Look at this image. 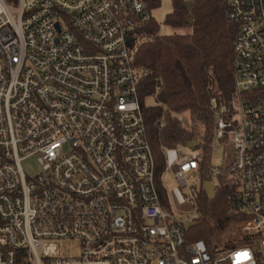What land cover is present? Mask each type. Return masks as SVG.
<instances>
[{"label":"built area","instance_id":"obj_1","mask_svg":"<svg viewBox=\"0 0 264 264\" xmlns=\"http://www.w3.org/2000/svg\"><path fill=\"white\" fill-rule=\"evenodd\" d=\"M222 2L234 96L210 107L233 156L205 179L195 143L164 148L157 171L128 45L152 18L144 0H0V264H264V0ZM222 174L248 241L211 252L190 228L197 184Z\"/></svg>","mask_w":264,"mask_h":264},{"label":"trees","instance_id":"obj_2","mask_svg":"<svg viewBox=\"0 0 264 264\" xmlns=\"http://www.w3.org/2000/svg\"><path fill=\"white\" fill-rule=\"evenodd\" d=\"M144 2L148 12L160 4V0ZM171 4L165 20L170 33L160 35L151 18L128 36L138 98L157 171L164 165V148L193 142L204 152L199 171L206 179L212 169L215 127L210 101L214 99L219 109L234 96L237 29L228 23L222 0H171ZM183 113L189 115V127L176 118ZM231 181L222 174L213 188L214 198L203 186L198 194L200 216L190 228V239L202 240L211 252L227 251L248 241L237 227L243 217L227 212Z\"/></svg>","mask_w":264,"mask_h":264},{"label":"rangeland","instance_id":"obj_3","mask_svg":"<svg viewBox=\"0 0 264 264\" xmlns=\"http://www.w3.org/2000/svg\"><path fill=\"white\" fill-rule=\"evenodd\" d=\"M172 10V4L171 0H160V4L157 8L152 9L149 11V14L155 21V23L158 25L159 28V33L160 35H165L170 33L169 27L166 25L165 20H166V15H168ZM176 118L180 121V123L184 127H189L190 126V118L188 113H183L176 115ZM227 149V153H225V150ZM233 156V148L230 143H226L224 146H217L216 143L213 142V151L211 155V168L216 169L219 166H227L229 164V161L231 160ZM25 170L27 173L33 175L35 172L38 171V165L35 161L34 158L29 159L23 164ZM159 179L160 177H157V188H162L161 185L159 184ZM165 184L169 190H172L176 187H178L177 182L173 179L172 173L168 174V177L165 181ZM201 185L197 184L196 190V198L198 199V192L201 189ZM185 193V192H183ZM199 204V200H198ZM177 211L183 216H188L191 211H192V204L191 203H186L182 206L177 205Z\"/></svg>","mask_w":264,"mask_h":264},{"label":"water","instance_id":"obj_4","mask_svg":"<svg viewBox=\"0 0 264 264\" xmlns=\"http://www.w3.org/2000/svg\"><path fill=\"white\" fill-rule=\"evenodd\" d=\"M188 148H193L194 143L190 142L186 145ZM204 189L207 191L208 195L210 196V198H214V194H213V186L212 184L208 183L204 186Z\"/></svg>","mask_w":264,"mask_h":264}]
</instances>
